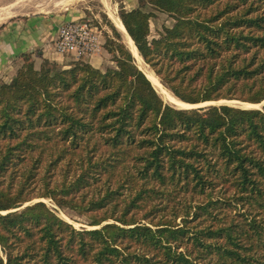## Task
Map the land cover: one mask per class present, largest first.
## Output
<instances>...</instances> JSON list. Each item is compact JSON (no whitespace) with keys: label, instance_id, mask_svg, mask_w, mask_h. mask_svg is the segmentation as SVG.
I'll list each match as a JSON object with an SVG mask.
<instances>
[{"label":"trees","instance_id":"obj_1","mask_svg":"<svg viewBox=\"0 0 264 264\" xmlns=\"http://www.w3.org/2000/svg\"><path fill=\"white\" fill-rule=\"evenodd\" d=\"M156 11L173 20L158 37ZM119 18L180 101H264V0H139ZM105 46L116 68L24 52L0 84V264H264V105L174 107Z\"/></svg>","mask_w":264,"mask_h":264},{"label":"crops","instance_id":"obj_2","mask_svg":"<svg viewBox=\"0 0 264 264\" xmlns=\"http://www.w3.org/2000/svg\"><path fill=\"white\" fill-rule=\"evenodd\" d=\"M99 1L103 4L102 0ZM69 2L50 0L46 4V0L43 3H35L34 0H0V82L11 80L22 63L20 55L24 52L39 49L44 57L63 62L53 48L58 26L63 21L84 17L81 12L70 10ZM126 7L131 9L135 6L132 3ZM38 60L39 57H36ZM91 60L97 65L101 63L98 56Z\"/></svg>","mask_w":264,"mask_h":264},{"label":"rangeland","instance_id":"obj_3","mask_svg":"<svg viewBox=\"0 0 264 264\" xmlns=\"http://www.w3.org/2000/svg\"><path fill=\"white\" fill-rule=\"evenodd\" d=\"M34 1H35V3L36 2L43 3V1H45V0H34ZM138 1L139 0H135V2H134V0H131V2H130V0H102V2H103V4H102L101 1H99V0H70L69 5H68L70 7V10H72L74 12H77V13L81 12L84 15L83 18L87 19L90 22V24L92 25V27H94V29L96 30V36L98 37V42H99V49H97V51L94 54L82 57L80 60H74L72 58H66V57L65 58H60L58 56V58L61 61H63V62H59L58 59L56 60L54 58L44 57L43 55H41V51L38 49V50H35L34 52H30V53H32V62L34 64L35 68H40L41 66H46V67L52 68L53 70H60V69L70 68L71 66H73L72 64L74 62L88 63L92 67L97 68V69L101 70L102 72H104L105 70L110 69V68H116V62L112 58L113 55L108 51V49L105 46V44L109 40H114V41L117 40V41L121 42L123 44V46L127 50H129L127 48V46H126V43L124 42L125 39H124L123 33L120 32L117 29L116 25H115L114 17L119 18V10H120L121 7L123 9L129 10V8H127L126 6L127 5L131 6L132 3H133L134 6L137 7L138 6ZM49 3H50V0H46V4H49ZM145 10H149V8L145 7ZM172 24H173V20L168 14L156 11L155 12V16L152 17L151 20H150V36L158 37V32L160 30H162L163 26H171ZM114 30H115V32L118 33V36L116 35V33H114ZM96 56H98L101 59L100 65H97V64L91 62L92 61L91 59L93 57H96ZM132 56L134 57L133 54H132ZM36 57H39L38 61H36ZM134 62H135V64L137 63L136 66L138 67V69L141 70V68L139 67V65H141L142 67L145 66V67L149 68L153 72V70L150 67H148L149 66L148 64L146 66V63L143 61L142 58H141V60H137L134 57ZM140 62H141V64H140ZM22 63H23V59H22ZM22 63L20 64V66L22 65ZM18 68L16 69L15 74L13 75V77L16 75V72H17ZM13 77L11 78V80L13 79ZM11 80L8 81V82H0V84L10 83ZM158 80H159V78H158ZM166 89L168 90V88H166ZM169 92L172 94L171 91H169ZM160 97L162 98V100L165 103H167L169 105H172L174 107H177V108H181V107H178V106H175V105L169 103L161 95H160ZM230 101L231 100L211 101V102H214V104H206V105L228 104V105H232V106L248 108L246 106H243L244 102L241 103L242 101L232 100V101H238V102H234L233 104L232 103L230 104ZM203 104L204 103L190 104L192 106L191 107H187L186 109L206 106V105H203ZM240 104H242V105H240ZM263 105H264V101L261 102L260 104H258L257 105L258 107L257 106H255V107L249 106V108L261 109ZM39 200L44 201L49 207L55 209L56 214L58 216H60L61 218L65 219L69 223H72L76 228H80V227L88 228L87 225L81 223V221H82L81 218L79 219L77 217H74V215L72 213H70L67 209H59V208H57L53 204V202H51V200L48 199V198L33 199V200L27 202L25 205H27L29 203H33V202L39 201Z\"/></svg>","mask_w":264,"mask_h":264},{"label":"built area","instance_id":"obj_4","mask_svg":"<svg viewBox=\"0 0 264 264\" xmlns=\"http://www.w3.org/2000/svg\"><path fill=\"white\" fill-rule=\"evenodd\" d=\"M53 48L60 58L80 60L92 55L99 49L96 30L85 18L63 21L58 26Z\"/></svg>","mask_w":264,"mask_h":264},{"label":"bare ground","instance_id":"obj_5","mask_svg":"<svg viewBox=\"0 0 264 264\" xmlns=\"http://www.w3.org/2000/svg\"><path fill=\"white\" fill-rule=\"evenodd\" d=\"M7 8V7H6ZM9 14V13H8ZM114 20H115V25L117 27V29L123 33L124 35V39H125V43H126V46L127 48L132 52V54L134 55V57L137 59V60H141V57L139 56L138 52H137V49L132 41V39L130 38V36L127 34L121 20L117 17H114ZM137 64V63H136ZM141 64V62H140ZM147 66V64H146ZM139 67L141 68V70L145 73V75L147 76V78L151 81L152 85L154 86V88L157 90V92L165 99L167 100L169 103L175 105V106H178V107H181V108H187L189 106H192L190 104H187L185 102H182L180 101L179 99H177L176 97H174L161 83L160 81L158 80V78L155 76V74L147 67L145 66H141L139 65ZM149 67V66H148ZM234 102H238V101H230V104L234 103ZM205 103V102H204ZM243 103V102H241ZM242 105V104H240ZM239 105V106H240ZM258 104H250V103H245L243 104V106H246L249 108V106L251 107H255L257 106ZM258 107V106H257ZM69 219V218H68ZM70 221V220H69ZM72 221V220H71ZM74 222V221H73Z\"/></svg>","mask_w":264,"mask_h":264},{"label":"water","instance_id":"obj_6","mask_svg":"<svg viewBox=\"0 0 264 264\" xmlns=\"http://www.w3.org/2000/svg\"><path fill=\"white\" fill-rule=\"evenodd\" d=\"M131 52V51H130ZM132 53V52H131ZM225 101V100H224ZM206 104H214V102H205L203 105H206ZM191 107V106H189Z\"/></svg>","mask_w":264,"mask_h":264}]
</instances>
